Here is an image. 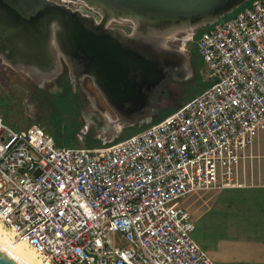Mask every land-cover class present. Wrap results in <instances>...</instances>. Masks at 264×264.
<instances>
[{
	"label": "built area",
	"instance_id": "built-area-1",
	"mask_svg": "<svg viewBox=\"0 0 264 264\" xmlns=\"http://www.w3.org/2000/svg\"><path fill=\"white\" fill-rule=\"evenodd\" d=\"M211 85L107 148L59 147L0 119V225L45 264H212L177 203L234 185L264 129V0L201 33ZM115 234L119 246L111 245Z\"/></svg>",
	"mask_w": 264,
	"mask_h": 264
},
{
	"label": "water",
	"instance_id": "water-1",
	"mask_svg": "<svg viewBox=\"0 0 264 264\" xmlns=\"http://www.w3.org/2000/svg\"><path fill=\"white\" fill-rule=\"evenodd\" d=\"M248 1L0 0V59L37 81L58 73L63 63L72 78L88 77L103 96V86L109 88L106 105L116 114L117 125H150L159 86L168 77L180 79L188 65L181 51L166 47L171 37L160 35L166 28L214 25ZM70 3L88 7L100 22L71 10ZM133 20L140 28L135 29ZM126 22L133 26L128 35L108 27ZM146 27L159 32L155 41ZM139 38L142 47L135 45ZM108 125L107 132L113 133L114 126ZM0 264L16 263L0 252Z\"/></svg>",
	"mask_w": 264,
	"mask_h": 264
},
{
	"label": "rangeland",
	"instance_id": "rangeland-1",
	"mask_svg": "<svg viewBox=\"0 0 264 264\" xmlns=\"http://www.w3.org/2000/svg\"><path fill=\"white\" fill-rule=\"evenodd\" d=\"M253 1L249 0L246 7L250 6ZM68 7L95 19L99 17L82 4L70 3ZM220 21L222 20L218 22ZM211 26L178 34L174 41L183 39L186 42L184 44L176 42L178 45L176 48H173V39L166 44L167 48L173 50L181 51L183 49L182 56L188 61V65L185 66L186 70L181 74L180 79L168 77L159 86L162 92L157 98L156 105L152 107L151 119L153 122L150 125L136 124L135 126L122 127L119 124L118 126L115 123L116 114L108 105L99 100L96 88L89 81L83 86L84 89L78 85L73 87L69 69L63 63H61L58 73L37 81L28 73L11 68L1 59L0 119L19 131L37 127L62 146L97 150L115 145L161 121L211 85L212 81H210L196 50L198 37ZM110 27L123 31L127 35L133 32V26L128 22L111 23ZM83 94L89 99H98L100 105L96 106L98 108L96 109L106 116L108 121L103 122L98 119L99 123H103L101 129H97L95 123H91L86 114H82L81 98L85 96ZM106 123L114 126V132L111 135L106 131ZM110 240L113 247L119 246L117 235L112 234Z\"/></svg>",
	"mask_w": 264,
	"mask_h": 264
},
{
	"label": "crops",
	"instance_id": "crops-1",
	"mask_svg": "<svg viewBox=\"0 0 264 264\" xmlns=\"http://www.w3.org/2000/svg\"><path fill=\"white\" fill-rule=\"evenodd\" d=\"M212 264H264V129L234 169V185L188 194L177 203Z\"/></svg>",
	"mask_w": 264,
	"mask_h": 264
},
{
	"label": "bare ground",
	"instance_id": "bare-ground-1",
	"mask_svg": "<svg viewBox=\"0 0 264 264\" xmlns=\"http://www.w3.org/2000/svg\"><path fill=\"white\" fill-rule=\"evenodd\" d=\"M82 2H83V4H85L87 6H90L92 8H96V7H94V5L87 3L86 1H82ZM99 11L104 14L103 9L100 8ZM114 18H116V17H114ZM132 23H133L135 29L140 28V23L138 21L133 20ZM166 29L167 30H165L164 33L162 35H160L161 38L171 37V39H174L178 34L190 31L189 27H187V26L172 27V28H166ZM149 30H150V32H149ZM145 31L147 34L149 33L151 38L157 37L158 33H159L154 29H152V30L149 29V27H146ZM138 37H139V35H138ZM140 40H142V39L139 38L135 41L137 44H139ZM119 128H117V129H119ZM0 252L3 253L8 258H10L16 264H45L42 261V259L40 258V256L32 248H30L25 242H23L21 240L15 241L12 243L9 242L5 237V231L1 225H0Z\"/></svg>",
	"mask_w": 264,
	"mask_h": 264
},
{
	"label": "flooded vegetation",
	"instance_id": "flooded-vegetation-1",
	"mask_svg": "<svg viewBox=\"0 0 264 264\" xmlns=\"http://www.w3.org/2000/svg\"><path fill=\"white\" fill-rule=\"evenodd\" d=\"M99 14L102 15L103 13L99 11ZM108 19L111 20V18H108ZM95 20H96L97 23L100 22L99 17H97V19H95ZM108 27L111 28L110 25ZM152 40L155 41L156 39L155 38H152ZM176 42H179V43L180 42H183V44H184L186 41H183V39L182 40L181 39H176V41H174V39H173V48H176L178 46L176 44ZM142 44L145 45L142 40H140V43L139 44H137L136 41H135V45L138 46V47H142L143 46ZM181 51L183 52V49ZM70 78H71V82H73V87H76V85H78V87H80L81 89H84L83 86H85L86 83H88V81H89L91 83V85L94 88H96L94 86L92 80L89 79L88 77H83L81 75H78V76H75L74 78H72L70 76ZM108 89H109L108 87L106 88V86H103V90L102 91H103L104 95L107 96V97H105L96 88V90L98 91V94H99V100H101L105 104H106V98H108V94H109ZM83 95H85V94H83ZM81 102H82V104H81L82 114H84V115L86 114L88 120L91 123H95V125L97 126V129H101L102 126H103V123L101 125L98 122V119H100L103 122H108V121H107L106 116L102 115L99 112V110H97L98 108L96 106L100 105L99 102H98V99H96V98L89 99L85 95L83 98H81ZM108 124L106 123V126H109ZM107 129H108V127H107ZM107 129H106V131H107ZM107 133L111 135V132L109 130H108Z\"/></svg>",
	"mask_w": 264,
	"mask_h": 264
},
{
	"label": "trees",
	"instance_id": "trees-1",
	"mask_svg": "<svg viewBox=\"0 0 264 264\" xmlns=\"http://www.w3.org/2000/svg\"><path fill=\"white\" fill-rule=\"evenodd\" d=\"M246 6H247V4L243 5L241 8H239L238 10H236L233 14H235V13H237L238 11H240V10L246 8ZM231 16H232V15H231ZM231 16L224 17V18L221 19V20H222V21H223V20H226V19L230 18ZM55 142H56V141H55ZM56 143H57V142H56ZM57 145H58L59 147L71 148V147H68V146H62V145H59L58 143H57Z\"/></svg>",
	"mask_w": 264,
	"mask_h": 264
}]
</instances>
